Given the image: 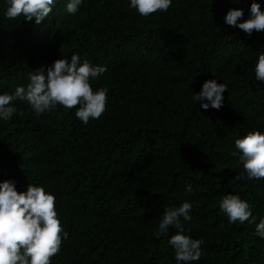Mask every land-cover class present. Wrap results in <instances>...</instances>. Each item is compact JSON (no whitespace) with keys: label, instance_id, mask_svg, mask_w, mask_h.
Masks as SVG:
<instances>
[{"label":"trees","instance_id":"16d2710c","mask_svg":"<svg viewBox=\"0 0 264 264\" xmlns=\"http://www.w3.org/2000/svg\"><path fill=\"white\" fill-rule=\"evenodd\" d=\"M67 2L54 0L37 25L6 18L8 0H0V94L72 54L107 69L90 79L94 91L108 90L106 110L87 125L75 116L79 106L37 118L23 101L10 120L0 118V182L55 196L67 238L50 264H176L168 239L177 229L153 233L164 209L184 202L192 210L191 220L181 217L183 234L203 241L189 264H264L255 231L264 179L235 180L244 169L232 154L249 131L264 134V82L253 70L264 31L249 35L223 19L241 9L242 23L252 2L264 12V0H172L148 17L130 0H82L75 15ZM213 79L228 90L219 110H205L194 95ZM227 194L248 202L255 222H229L219 209Z\"/></svg>","mask_w":264,"mask_h":264},{"label":"clouds","instance_id":"9594fccd","mask_svg":"<svg viewBox=\"0 0 264 264\" xmlns=\"http://www.w3.org/2000/svg\"><path fill=\"white\" fill-rule=\"evenodd\" d=\"M9 7L4 13L8 19L23 17L27 21L35 20L39 25L52 11L54 0H8ZM82 4V0H68L66 12L75 15ZM172 0H130L129 7L135 9L141 17H148L155 12H166ZM243 17V10L229 9L224 16V23L238 27L251 35L255 31H264V12L260 11V4L252 2L250 18L238 22ZM104 66L91 65L87 60L81 62L79 54H72L70 61L58 59L47 67L35 70L29 74V83L18 86L12 94H0V118L8 121L18 112L15 101L27 103L37 118L45 112H50L57 105L66 109L77 108L75 116L88 124L90 119H99L106 110L107 89L98 88L95 91L90 85V79H97L106 72ZM255 78L264 82V52H258V59L254 66ZM227 86L216 80L203 82L201 90L194 95L200 102V107L219 110L223 105L222 93ZM207 101V102H205ZM23 115V112H19ZM232 154H239L243 173H239L235 180L264 179V134L259 131H249L243 138L235 140ZM185 191L192 193V186L186 185ZM219 209L228 221L255 222L248 202L238 195L227 194L219 202ZM192 205L182 203L179 207L164 209L159 229L153 235L159 238L167 235L169 227L177 229L171 235L168 244L174 250L176 264H189L201 257L203 241L192 239L184 235L181 217L185 221L191 220ZM256 234L264 238V219L256 224ZM63 238H67L55 208V196L47 194L43 187L28 184L25 192L18 193L15 182L4 180L0 182V264H50L61 247Z\"/></svg>","mask_w":264,"mask_h":264}]
</instances>
